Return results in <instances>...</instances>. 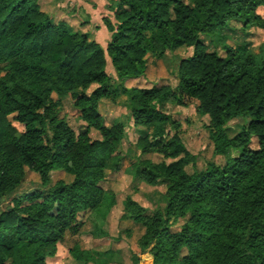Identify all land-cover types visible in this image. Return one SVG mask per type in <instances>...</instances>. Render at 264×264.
I'll return each instance as SVG.
<instances>
[{
	"label": "trees",
	"instance_id": "1",
	"mask_svg": "<svg viewBox=\"0 0 264 264\" xmlns=\"http://www.w3.org/2000/svg\"><path fill=\"white\" fill-rule=\"evenodd\" d=\"M54 2L0 0V264H45L66 234L80 232L78 213L117 206L115 195L99 187L108 167L120 170L114 145L125 128L159 125L163 134L138 140L135 177L148 187L162 185L163 203L146 214L131 198L121 202V219L144 227L140 254L130 264H141L144 254L148 264H264V45L255 54L224 44L218 54L199 42L230 22L246 34L264 31L258 13L264 0H114L105 50L88 23L49 13ZM179 47L192 54L179 62L174 89L144 80L148 57ZM53 95L70 96L84 124L77 133L57 120L60 102ZM120 95L125 124L106 128L98 105H116ZM165 102L193 104L198 117H208L213 156L223 164L185 173L195 158L182 151L180 121L155 108ZM235 119L246 122L230 136L227 124ZM26 172L37 183L22 191ZM53 172L71 181L52 182ZM179 220L184 223L173 231ZM70 253L80 264H103L91 252Z\"/></svg>",
	"mask_w": 264,
	"mask_h": 264
},
{
	"label": "rangeland",
	"instance_id": "2",
	"mask_svg": "<svg viewBox=\"0 0 264 264\" xmlns=\"http://www.w3.org/2000/svg\"><path fill=\"white\" fill-rule=\"evenodd\" d=\"M54 4L47 9L49 13L58 15H68L75 17L79 22H86L90 26V34L98 46L104 50V38L110 39V34L105 27V22L115 23L113 0H54ZM188 4L187 0H181ZM104 3L105 6H102ZM82 5V8L81 6ZM258 13L263 15V10ZM101 24L105 30L102 34H94L95 27L89 23ZM109 41V40H108ZM107 41V43H108ZM208 51L221 54L224 44L236 46L245 45L250 47L253 53L257 54L264 45V31L250 29L246 34L241 25L230 22L223 29L217 31L213 36L203 35L199 37ZM190 48L179 47L171 52L165 53L162 57H148L144 69V80L150 84L156 81L167 83L172 89L177 85V70L179 62L191 56ZM106 61V73L113 78V69L109 59L104 56ZM53 100L60 102V111L57 120L64 122L74 133L83 128L84 124L77 118V113L71 106L69 95L64 98L52 96ZM126 97L120 95L117 104L113 105L109 101L102 100L98 105V113L102 117L103 126L110 128L117 123L125 124V110L119 107ZM158 111L169 115L172 119L181 123V143L182 151L195 158L194 168L187 166L184 168L186 174L201 171L208 162L223 164L224 159L213 156V144L208 137L206 127L208 117H198L193 109V104L188 107H177L170 102L159 103L155 107ZM244 119H235L227 124L230 136L237 133L245 124ZM20 131V127L15 125ZM166 127L164 125L153 126L149 129L125 128L121 140L114 145L112 161L116 158L121 159L119 172H113L108 167L104 172V177L99 183V187L106 193L112 192L117 201V206L105 212L102 208L98 211H84L77 215V221L81 224L80 232L76 236L66 234L63 241L58 246L56 255L46 259L45 264H80L71 257V250L78 248L81 251L91 252L96 260L103 264H130L131 256L140 254L139 241L144 233V227L135 224L130 220L121 219V202L126 198H131L138 205L150 214L163 203L164 187L158 185L148 187L139 182L135 177L137 169L136 155L138 140L148 134H163ZM256 142L252 139L251 147L256 148ZM232 151L228 152L229 157L234 156ZM183 154L179 158H182ZM151 162L159 164L162 158L158 155L145 157ZM170 161H165L169 163ZM62 180L65 183L71 181V177L62 172L51 174L52 182ZM32 183H37V177L26 172V177L21 187L22 191H27L32 187ZM120 205V206H119ZM99 214L104 215V220L100 219ZM184 220H179L173 231H177ZM109 251L110 255L105 257L96 256L95 252ZM151 257L148 254L142 256L141 264H148Z\"/></svg>",
	"mask_w": 264,
	"mask_h": 264
},
{
	"label": "crops",
	"instance_id": "3",
	"mask_svg": "<svg viewBox=\"0 0 264 264\" xmlns=\"http://www.w3.org/2000/svg\"><path fill=\"white\" fill-rule=\"evenodd\" d=\"M114 1V0H113ZM79 6H81V8H82V5H79ZM102 6H105L104 5V3H103V5ZM61 16H63V15H61ZM89 23H90V25L92 26V27H95L96 29H95V31H94V34H97V33H99L100 32V34H102V32H103V30H105V28L101 25V24H99V23H94V22H92V21H89ZM107 35H106V37L104 38V43H106L105 44V47H106V45H107V41L109 40H107ZM105 50V49H104Z\"/></svg>",
	"mask_w": 264,
	"mask_h": 264
}]
</instances>
